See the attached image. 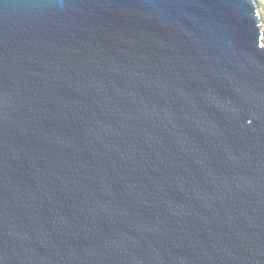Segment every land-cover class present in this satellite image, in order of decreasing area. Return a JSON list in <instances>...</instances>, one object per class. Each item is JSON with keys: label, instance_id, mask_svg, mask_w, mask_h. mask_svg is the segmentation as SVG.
Listing matches in <instances>:
<instances>
[{"label": "water", "instance_id": "obj_1", "mask_svg": "<svg viewBox=\"0 0 264 264\" xmlns=\"http://www.w3.org/2000/svg\"><path fill=\"white\" fill-rule=\"evenodd\" d=\"M0 264H264L257 0H0Z\"/></svg>", "mask_w": 264, "mask_h": 264}, {"label": "trees", "instance_id": "obj_2", "mask_svg": "<svg viewBox=\"0 0 264 264\" xmlns=\"http://www.w3.org/2000/svg\"><path fill=\"white\" fill-rule=\"evenodd\" d=\"M258 3L260 5H262V8H261V15H262V19H263V23H264V0H257Z\"/></svg>", "mask_w": 264, "mask_h": 264}, {"label": "rangeland", "instance_id": "obj_3", "mask_svg": "<svg viewBox=\"0 0 264 264\" xmlns=\"http://www.w3.org/2000/svg\"><path fill=\"white\" fill-rule=\"evenodd\" d=\"M258 5H259V7H260V14H261V8H262V5H260L259 3H258ZM262 16V15H261ZM262 21H263V19H262ZM263 30H264V23H263Z\"/></svg>", "mask_w": 264, "mask_h": 264}]
</instances>
